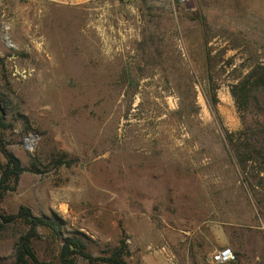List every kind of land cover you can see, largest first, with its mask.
I'll use <instances>...</instances> for the list:
<instances>
[{"label":"rangeland","instance_id":"rangeland-1","mask_svg":"<svg viewBox=\"0 0 264 264\" xmlns=\"http://www.w3.org/2000/svg\"><path fill=\"white\" fill-rule=\"evenodd\" d=\"M259 64L264 0H0V141L27 170L0 215L56 221L31 241L47 264L66 238L96 258L124 240L128 264H264V159L236 158L264 145V91L246 113L233 97ZM29 231L0 227V264Z\"/></svg>","mask_w":264,"mask_h":264},{"label":"trees","instance_id":"trees-1","mask_svg":"<svg viewBox=\"0 0 264 264\" xmlns=\"http://www.w3.org/2000/svg\"><path fill=\"white\" fill-rule=\"evenodd\" d=\"M233 97L241 110L244 113L249 112L255 101L254 93L257 91H264V64H259L246 75V77L234 87ZM264 100V99H263ZM0 127H4L3 118L0 119ZM259 128V127H258ZM260 132L264 135V123L260 126ZM263 139V137L261 138ZM229 142L234 143L232 136H229ZM259 150H251V153H240L237 149L236 158L241 164H245L247 160L255 157H263L264 159V145L260 144ZM1 152L6 159L5 164L0 161V199L9 191H14L15 187L22 176L27 170L22 167L18 158L9 154L2 142L0 141ZM243 155V156H242ZM23 219L29 226V233L21 240L15 251V264H47L42 262L36 256L32 247V238L36 236V229L38 227L49 229L60 235V228L55 220L44 217H35L32 215L28 208L21 207L17 214L3 216L0 215V222L2 225L14 223ZM128 256V247L124 240H122L118 247L106 257L96 258L93 257L88 251L84 242L76 238H66L61 247L59 254V264H76L78 257L87 260L90 264L101 262L103 264H128L125 257Z\"/></svg>","mask_w":264,"mask_h":264},{"label":"built area","instance_id":"built-area-1","mask_svg":"<svg viewBox=\"0 0 264 264\" xmlns=\"http://www.w3.org/2000/svg\"><path fill=\"white\" fill-rule=\"evenodd\" d=\"M54 3L60 6H77L87 0H42ZM184 1V0H183ZM237 260L235 252L226 247L212 256V264H233Z\"/></svg>","mask_w":264,"mask_h":264}]
</instances>
